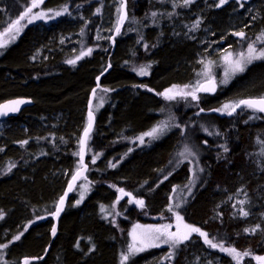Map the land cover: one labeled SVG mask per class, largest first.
<instances>
[{
	"label": "trees",
	"instance_id": "trees-1",
	"mask_svg": "<svg viewBox=\"0 0 264 264\" xmlns=\"http://www.w3.org/2000/svg\"><path fill=\"white\" fill-rule=\"evenodd\" d=\"M27 2L0 0V31L20 15ZM48 3V7L59 6L67 11L55 20L27 27L0 56V103L16 97L32 101L16 117L0 121V245H8L4 255L0 252V264H17L22 258L43 254V260L29 264H120L121 256L129 252L130 226L138 222L147 224L148 219L163 213L170 185L178 184L188 173L180 168L167 177L169 171L165 169L170 148L180 139L178 129L168 131L148 148L121 143L144 131L153 120L158 106L145 93L147 85L156 88L178 81V65L184 58L181 59L180 48L175 51L165 47L157 56L158 71L140 85L126 68L134 62L130 56L135 49L132 41L125 40L126 60L118 56L121 51L117 43L109 57L104 54L107 40L102 36L117 19L115 7L118 10L120 0ZM144 5L145 1L139 7ZM134 10L133 0H127L129 20H134ZM263 24L257 27L262 29ZM82 44L92 51L76 60ZM187 52L190 57L192 48ZM70 60L76 63H68ZM106 62L111 69L101 77V85H107L111 92L104 97L103 107L94 113L95 126L86 146L88 169L79 181L88 176L92 185L81 206L84 217L77 211L80 209L69 208L73 191L51 240L54 208L68 182L62 174L70 176L75 167H80L79 139L87 123L88 96ZM262 95L264 61H256L221 95L201 101V113L194 114L190 109L188 114L179 116L180 124L185 119L184 133L193 144H198L199 138L208 142L205 147L200 146L203 176L181 211L184 223L206 232L213 243L249 255H241L240 261H236L192 235L174 252L168 247L147 249L130 255L123 264H257L256 257L264 256V116L243 105L227 119H217L213 113L218 99L235 101ZM254 115L257 121L249 122ZM199 118L217 127L218 136L208 139L201 135ZM191 120L193 124H189ZM92 156H99V160L93 165L95 175L90 178L92 166L88 159ZM118 189L129 192L132 202L143 200L142 210L137 205L128 208L122 202H112ZM27 222L28 229L19 240H14ZM16 224L18 228L14 227ZM4 228H9V233L2 237ZM46 247L49 248L45 253Z\"/></svg>",
	"mask_w": 264,
	"mask_h": 264
},
{
	"label": "rangeland",
	"instance_id": "rangeland-1",
	"mask_svg": "<svg viewBox=\"0 0 264 264\" xmlns=\"http://www.w3.org/2000/svg\"><path fill=\"white\" fill-rule=\"evenodd\" d=\"M132 1V0H131ZM167 1V0H166ZM181 0H175L174 3L175 5H179ZM197 0H193L192 3L196 2ZM49 0H43V3L39 5L37 8H32V12L28 14L23 20H20V31L19 33H15V30L13 29L12 32H9L7 35L0 37L4 40L5 42V47L0 48V56L4 52V50L11 46L16 40L20 37V35L25 31L27 27L30 25H34L36 23L40 22H50L52 20L57 19L59 16H55V12H63L61 7H48L46 4L48 3ZM239 0H228L227 3L223 4L221 6V21L219 22L220 24V49L217 45L218 39L215 40L214 33H213V27H211L210 32L208 30V27L201 28L199 26V13H206L209 9L213 7L212 3L209 4V0H198L196 4L191 5L190 9H196L197 13V18L195 19H190L188 25H189V42L190 46L192 48V52L189 57V62L181 61V64L178 65L180 68V72L178 73V78L179 80H175L174 84H170L168 86L162 87L159 92L162 91H167L170 88H174V92L172 93L174 95V99H166L163 97H160L157 92H153V89L151 92V98L155 101V104L160 107L156 108L155 111L153 112V120H151L149 123H147L146 128L144 131L136 134L132 139L128 141L122 140L121 143L127 145V147L132 146L133 144L139 148H148L150 145L154 143L155 140H158L161 138V136L165 135L168 133V131H173V130H179L180 133V139L178 140V144L174 146V148H170V153L167 156L168 159L166 161L167 166L165 167L166 170L169 171V174H167V177L174 175L176 173V170L180 168H184V170H187L188 173L185 174V176H182V178L178 181V184H171L170 189L168 193L166 194V207L163 209V213H158L156 216H160L161 219L159 220H151L148 219L149 223H134L130 226L129 232H128V239L130 241V245L133 246L134 248H139L142 247L143 245L140 243V239L142 235L144 234L146 229L153 228V227H159L163 225H168L170 226L168 228L169 232H176L177 231V225L180 224L179 221L176 219V215L178 214L181 216V211L183 207L186 205L188 202L189 198L191 197L192 193L198 186V184L202 180L203 176V161H201V151H200V146L205 147V144L208 142L202 138V140L199 138L198 139V144H193V140L191 137L187 136L185 131V119L182 120L183 124H180L179 116L184 114L186 109H191L194 110V114H199L201 113V108H200V103L201 101H204L205 98L208 97H213L215 95H221L222 92L228 85L233 83L242 73L244 72H235L233 73L231 71L230 65L228 62L225 61L224 57L230 55V61L234 62L237 59H240L239 54L241 52L247 53V45L248 44H253L257 50L264 49V42H262V39H264V28L259 29L257 25L264 23V0H251V2L247 5L243 4ZM32 7V0H28L26 6L23 8L21 11L20 15H18L10 24H8L3 30L0 31V33H4L5 29L9 27L14 21L18 20L20 16H22L28 8ZM189 7V5H188ZM118 12V10L115 7V14ZM39 13H46L43 19H33L31 23H28L29 18H31L34 15H37ZM117 18V14H116ZM190 18V16L188 17ZM194 20V21H193ZM116 23L113 22V25L110 30H112L113 26ZM131 25V26H128ZM264 25V24H263ZM128 26V27H127ZM133 26V20L130 19V23L126 25L127 30L131 29ZM264 27V26H263ZM210 28V27H209ZM240 28H245L247 29L248 36L243 38L242 40H237L233 38V31H236ZM127 33V31L125 32ZM15 35V39H12L11 37ZM108 37V36H107ZM257 37H261L262 39H257ZM194 47L197 48V50H194ZM123 46V45H122ZM90 49L89 47H86V44H82L80 46V49L77 53V57H80L79 59L83 58L86 55H82V53H86ZM124 49V50H123ZM125 51V52H124ZM205 51L206 55L205 57L201 55ZM89 55V54H88ZM76 56L74 59H76ZM127 56V52L125 50V47H122V52L120 54V59L124 58ZM78 60V59H77ZM129 60V59H128ZM130 61V60H129ZM128 61V62H129ZM256 61H264V59H259V60H253V62ZM132 65L126 66V68L136 75L138 78L146 79V75H140L139 71L141 68L145 70L146 73L147 70L145 67L137 65V67L134 65V62ZM251 64V63H250ZM250 64H245V69L247 66ZM228 73L225 75V73ZM209 77L211 79H214L216 84H217V91L214 92L213 94L209 95H201L197 89L199 84L202 81L208 80ZM156 83H159L157 80ZM175 86V87H174ZM187 86V87H186ZM195 89V95L197 99H193L192 95H179L176 93H179L183 91L184 93H192ZM108 91H104V88H99L98 91L96 92L95 95V100L98 98L96 104L92 107V110L94 113L99 111L103 107V103L105 101L104 95L108 94L111 92L110 89H107ZM264 97V95L260 96ZM221 98V97H220ZM100 99V100H99ZM159 99V100H157ZM240 99H236L233 101L232 99H218L217 104L214 106V114H227L228 111L224 109V105L226 104H235L239 101ZM150 104L153 105V102ZM151 106V105H150ZM99 109V110H98ZM178 110V113H175V110ZM254 115L253 117H250L248 121H257V118ZM210 120L211 118L208 117ZM262 119H260L261 121ZM189 124H193L192 120L190 121ZM152 125V126H151ZM150 126V127H149ZM190 126V125H189ZM153 128L159 129V131L154 135V136H148L145 135L148 132H151ZM199 132L201 135H203L206 138H212L213 136H218L219 131L215 126H213L210 122H208L207 119L201 120L200 124L198 125ZM143 138V143L141 142L140 138ZM208 138V139H209ZM192 144V146L190 145ZM91 149L89 151V156L91 155ZM117 152H113L109 154V156L116 155ZM183 153V155H181ZM93 159H95V163H93ZM99 160V156L94 158L93 156L88 159L89 163L91 164V168L89 169V175L90 178H92V175H95V165ZM207 162V160H205ZM165 163V164H166ZM78 165V163L76 164ZM164 166V164H163ZM162 165L160 166V169L163 167ZM77 167L74 168L76 170ZM73 170V171H74ZM72 171V172H73ZM69 174L66 175V172L62 174V179L65 180L66 182L70 179ZM60 175L58 176V178ZM67 177V178H66ZM89 177L87 176L86 179L82 180L80 183L77 184L76 189L73 192L72 198L69 202V208L71 210H77L81 212L82 218L84 217V208H81L83 203L85 202L86 198L88 195L91 193L90 189L92 187L91 183L89 182ZM118 191H115L112 195V202L116 201L115 197ZM81 196H83V199L81 200ZM99 200V199H97ZM79 201V203H77ZM119 202H122L124 205L123 207H136V203L132 202L126 198H121L118 200ZM118 203V202H116ZM171 207L173 211H168V208ZM137 209L139 211L142 210V207L137 205ZM143 218L146 217L145 214H141ZM121 217H123L121 215ZM182 217V216H181ZM125 218V217H123ZM146 219V218H145ZM184 223V221H183ZM30 222H27L24 227L21 228L22 232H25L28 229ZM139 225V227H137ZM9 227V226H6ZM15 228H18L19 225H15ZM26 229V230H25ZM135 230V232H134ZM9 228H4L2 230V237H5L8 235ZM185 231L181 225V232ZM135 235V239H134ZM155 235V233L153 234ZM192 235H197L199 238L202 240L204 244V238L201 237L198 233H191L190 237ZM189 237V238H190ZM166 237H161L160 240L156 241V243L159 245L157 247H147L144 246V250L147 249H160L163 247H168L170 248L171 252H174L175 249L178 247L180 244L173 245L171 242L165 243L164 240ZM208 245V244H206ZM209 246V245H208ZM210 247V246H209ZM4 247H0V252L3 253L4 255ZM220 252H223L220 250L219 247L214 248ZM141 252V251H140ZM140 252H129L127 254H123L128 256L132 255H137ZM226 253V252H223ZM227 255H229L227 253ZM122 256L120 260V264H122ZM264 257V256H263ZM236 261H240V257H237L234 259ZM124 261V262H126ZM257 264H264V261H258L255 259ZM123 262V263H124ZM16 264V263H14ZM19 264V262H17Z\"/></svg>",
	"mask_w": 264,
	"mask_h": 264
},
{
	"label": "flooded vegetation",
	"instance_id": "flooded-vegetation-1",
	"mask_svg": "<svg viewBox=\"0 0 264 264\" xmlns=\"http://www.w3.org/2000/svg\"><path fill=\"white\" fill-rule=\"evenodd\" d=\"M143 1H145V5L141 8L139 7V4H141V2ZM174 1L175 0H167V1L166 0H133L134 5H135V10H134L135 16L133 20L132 30L131 29L127 30L126 28L127 23L128 22L130 23L129 12H128L125 24L122 26V28L117 33V35L113 38L114 48L112 50L110 38L112 37L113 31L117 24V19L119 15V8H118L117 19H116L115 25L113 26L112 30H110L109 26H107L106 28L107 33L103 34L102 36L103 38L107 40V47L105 48V53H104L106 56L108 55L110 56L114 52L116 48V43L120 45L119 48H120V51L122 52V47L125 45L126 39H129V41L133 42L135 49L133 51V54L130 56H132L131 58L134 59V65L136 64L135 65L136 67L137 65L143 66L148 72L146 79L138 78L136 75H134L140 85H142L141 84L142 81L149 79L150 76L155 75L156 72L158 71L159 62H158L157 56L160 53V51L164 49L165 47H167L168 49H173L175 51L176 49L180 48V51H182L181 59L184 58L183 60H185V62H189V53L187 51L190 49L191 46L189 42L188 23L191 18L192 19L197 18V13L195 12L196 9H190V7L191 5L196 4L198 0L194 3L188 4L189 7L188 5L185 6L184 0H181L179 5H175ZM210 3H212L213 7L209 9L206 13H201V14L199 13V20L197 21H199V26L201 28L208 27L209 32H210L211 27H213V33H214L213 37L215 38V40L218 39L217 45L220 49L221 28H220L219 22L221 21V6L217 7V4H219V0H209V4ZM189 16L190 18H188ZM126 31L127 33H125ZM239 32H243L246 37L248 36L247 29L240 28L236 31H233V38L237 40H242L241 38L239 39L237 38L236 35H234V33H239ZM161 38L162 40L160 41ZM193 48L194 50H197V48L194 47V45H193ZM120 54H118V56H120ZM201 55L205 57L206 55L205 51ZM76 60H77V56H76ZM122 60H126L125 57ZM108 66H109V70L105 72L104 74H102ZM110 69H111V64L109 62H106V67L101 73L102 74L101 77L105 75L106 73H108ZM101 77L99 79V86L96 92L98 91L100 87L104 89H110L107 85H104V84L101 85ZM95 79L93 81V87L95 86ZM212 82L216 86V90L214 91L216 92L217 84L214 79H212ZM174 83H177V82L170 81L156 88L150 85H147V86H149V89L151 90L153 89V92H157L160 97L165 98V96L161 94L165 93L166 91L159 92V90L162 87H165V86H168ZM207 83H208V80L202 81L199 84V86L205 85ZM140 85H139L138 90L141 92L143 91V89H142V86ZM199 86H198L197 91L201 95H209V94L201 93L199 90ZM153 92L149 90L145 91V93L149 95H151V93ZM213 93H210V94H213ZM108 95L109 93L104 95V97L106 98ZM170 95H173V94L171 93ZM189 110L190 109H186L185 113L188 114ZM232 115H233V112L231 115H228V113L227 114H217V115L215 114V117L217 119H223V118L227 119V118H230ZM189 116H186L185 118L189 120L188 118ZM199 119L201 122L202 118H199ZM213 121H217V120L213 119ZM130 200H133V199H130ZM155 218H157V220L161 219L160 216H154V217H151L150 219L154 221Z\"/></svg>",
	"mask_w": 264,
	"mask_h": 264
},
{
	"label": "snow or ice",
	"instance_id": "snow-or-ice-1",
	"mask_svg": "<svg viewBox=\"0 0 264 264\" xmlns=\"http://www.w3.org/2000/svg\"><path fill=\"white\" fill-rule=\"evenodd\" d=\"M192 2H193V0H184L185 6H187L188 4H190ZM227 2H228V0H219V4H217V7H220ZM41 3H43V0H32V7L28 8L27 11L22 16H20V18L18 20L14 21L11 25H9V27L7 29H5L4 33H0V37L7 35L9 32H12L13 29L15 30V33H19V31H20V27H19L20 20H23L26 16H28V14L32 12V8L39 7V5ZM66 11H67V8L63 9V12H66ZM97 11H99V10H97ZM63 12H55L54 15L59 16V15H62ZM45 15H46V13H39L37 15H34L31 18H29L28 23H31L33 19H43ZM116 31L117 32L120 31L119 27L116 28ZM234 35L239 36L241 39L245 38V34L243 32L234 33ZM11 38L15 39V35H13ZM257 39H262V38L257 37ZM262 42H264V39H262ZM3 47H5V42L2 38H0V48H3ZM91 51H92L91 49H88V51L86 53H82V55H88L91 53ZM230 55L231 54H229L228 56H225L224 59L226 62L229 63L231 71L233 73L243 72L245 70V64H250V63H252L253 60L264 59V49L257 50V48L253 44H248L247 45V53L245 54V53L241 52L239 54L240 59H237L236 61L232 62V61H230ZM79 58L80 57H77V59H79ZM68 63L75 64L76 61L70 60V61H68ZM139 74L140 75H146L147 73L145 72V70L143 68H141L139 71ZM227 74L228 73L226 72L225 75H227ZM97 79H99V77ZM208 84L213 85V86L209 87L206 85H200L199 90H202V91L214 90V84L212 82L211 77H209V79H208ZM148 90L152 91L151 89H148ZM104 91H108V90L104 89ZM173 92H174V88H170L165 93H162L161 95H164L166 99H174L175 98L174 95H170ZM93 94H95V89L93 90ZM176 94H179V95H189L190 94V95H192L193 99H197V97L195 95V89L192 93H184L183 91H181V92L176 93ZM21 103H24V101H11L7 105H0V115H4L9 111H12V112L18 111L19 105ZM241 105H243L249 109H253L254 111L264 113V97H260L257 99H244V100L238 101L235 104H226V105H224V109L228 111V115H231L232 112L235 111L236 108H239ZM92 122H93L92 112L89 111L88 125L84 129L83 138L80 140L81 151H80V153H78V155H80L81 167H83V163H82L83 158H84L83 157V150H84V147L86 145V141H87V138L89 136V132H90L91 127H92ZM158 131H159V129L153 128L151 132H148L145 135L154 136ZM140 139H141V142L143 143V138L141 137ZM23 143H27V141H24ZM181 155H183V153H181ZM92 162L95 163V159H93ZM78 175H79V172H77L75 175L72 176L73 182L76 181ZM165 179H167V177H165ZM71 187H72V185L70 184L69 190H71ZM118 191L121 192L123 195H130L128 193H124L123 189H118ZM82 199H83V196H81V200ZM77 203H79V201ZM135 203L140 207L144 206L143 200H136ZM63 204H64V198L61 197V199L59 201V206L57 207L56 212L54 213L55 216L59 215L60 211L62 210ZM168 211L171 212V211H173V209L171 207H169ZM247 214H248L247 212H243V215L247 216ZM174 215H176L177 221L180 222V224L177 225V231L176 232H169L168 228L170 226H168V225H163V226H159V227H153V228L146 229L144 234L142 235V237L140 239V243L143 246L139 247V248H134L133 246L130 245L129 246L130 252L143 251L144 246L157 247L159 245L156 243V241L160 240L161 237H166V239L164 240L165 243L171 242L173 245H176V244H179V243H182V242L188 240L191 233H198L201 237L204 238L205 243L208 244L210 247H212V248L219 247L221 251L228 253L230 256H232L233 259H236L237 257H240L241 255H244V256L249 255L248 252L240 253L235 248H224L222 245H218L216 243H213V241L208 238V234L206 232L201 231V229L198 227L183 223V218L181 216H179L178 214H175V213H174ZM2 218H3V214L0 213V219H2ZM181 225H182L183 229L185 230L183 232H181ZM137 227H139V225H137ZM253 231H255V229H253ZM55 232H56V228L53 227L52 228V234L55 235ZM134 232H135V230H134ZM154 233H155V235H153ZM22 235H23V232H21L19 235L15 236L14 240H19ZM134 239H135V235H134ZM7 246H8L7 244L0 245V247H4V248H6ZM127 259H128L127 255L122 256V264ZM256 259L258 261H264V257H256ZM24 264H29V261L25 260ZM238 264H239V262H238Z\"/></svg>",
	"mask_w": 264,
	"mask_h": 264
},
{
	"label": "water",
	"instance_id": "water-1",
	"mask_svg": "<svg viewBox=\"0 0 264 264\" xmlns=\"http://www.w3.org/2000/svg\"><path fill=\"white\" fill-rule=\"evenodd\" d=\"M242 3L244 4H249L251 0H240ZM126 19H127V0H120V7H119V15H118V19H117V24H116V27L113 31V35L112 37L110 38V41H111V46H112V50L114 48V42H113V38L117 35V31H116V28L119 27V29L122 28V26L125 24L126 22ZM237 38L240 39L239 36H237ZM109 70V66L106 68V70L102 73L104 74L105 72H107ZM101 74V75H102ZM101 75H98L95 79V86L91 89L90 93H89V96H88V101H87V105H86V126L85 128L87 127L88 125V120H89V111L92 112L91 108H92V103H93V100H94V96L95 94H93V90L95 89V92H96V89L98 88L99 86V79L101 77ZM99 77V79H97ZM206 86H209V87H212L213 85H209L208 83L205 84ZM216 90V86L214 85V90L212 91H202L200 90L201 93H205V94H210V93H213L214 91ZM248 99H257V98H248ZM11 101H24V103H21L19 105V110L18 111H15V112H12V111H9L7 112L6 114L4 115H0V121L2 120H6V119H9V118H12V117H16L20 112H22L23 110H25L26 108L30 107L32 105V101L31 99L29 98H25V97H16V98H11V99H8V100H5L3 102L0 103V105H7L9 104V102ZM242 106V105H241ZM238 108H236L235 110H237ZM234 112V111H233ZM261 113V112H260ZM264 115V113H261ZM92 116H93V122H92V127H91V130L89 132V135L90 133L93 131V128L95 126V114L92 112ZM84 128V129H85ZM84 129L83 131L81 132L80 134V139H79V149H78V153H80L81 151V147H80V140L83 138V133H84ZM88 139V138H87ZM87 141H86V145L84 147V150H83V167H81V160H80V155H78V160H79V164H80V167L72 174L75 175L77 172H79V175L76 179L75 182L72 181V176L70 177L69 181L67 182L65 188H64V191L62 193V195L60 196V198L57 200L56 202V205H55V208H54V212H53V216H52V227H51V230H50V236H51V240H53L57 234V230H58V224H59V220L61 218V216L63 215L64 211H65V208H66V204L73 192V190L75 189L76 185L78 184V182L84 178L86 176V172H87V165L85 164V159H86V152H87ZM72 185L71 187V190H69V185ZM124 193H128L130 194L129 192L127 191H124ZM61 197L64 198V204L62 206V210L60 211L59 215L58 216H55L54 213L56 212V209L57 207L59 206V201L61 199ZM121 198H126V199H133L131 194L130 195H123L121 192H117L116 194V201L120 200ZM154 220H157V218H155ZM55 227L56 228V232H55V235L52 234V228ZM48 248L49 247H46L45 249V253L48 251ZM44 256L45 254H43L42 256L40 257H29V258H22L20 260V263L19 264H24V261L25 260H28L29 262H37L38 260H43L44 259Z\"/></svg>",
	"mask_w": 264,
	"mask_h": 264
}]
</instances>
